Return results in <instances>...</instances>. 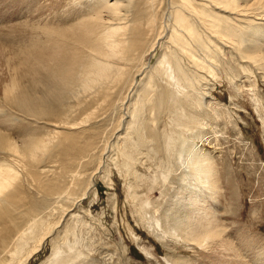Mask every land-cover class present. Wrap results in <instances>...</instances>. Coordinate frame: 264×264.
<instances>
[{"label":"rangeland","instance_id":"rangeland-1","mask_svg":"<svg viewBox=\"0 0 264 264\" xmlns=\"http://www.w3.org/2000/svg\"><path fill=\"white\" fill-rule=\"evenodd\" d=\"M147 1L136 0L131 12L142 22V47L152 46L138 67L141 74H133L121 95L115 89L105 97L98 88L84 91L77 78L59 84L46 70L55 53L76 56L77 64L97 59L94 43L104 26L91 25L88 17L100 0H0V164L17 172L0 195V264H209L226 253L240 256L254 239L264 252V83L251 64L212 36L218 50L212 47L210 75L179 58L194 85L179 91L194 99L185 106L195 116L194 123L185 121L190 131L175 123L178 110L165 115L159 105L153 106L154 122L145 105L136 124L130 111L144 99L147 79L157 83L156 94L170 88L154 66L172 45L169 20L178 8L169 0ZM153 11L155 22L146 27ZM245 19L239 16L229 28L246 25ZM261 25L254 28L264 41ZM4 90L12 97L21 92L28 102H7ZM189 141L215 168L217 198L202 196L220 228L209 250L186 239L203 222L190 193L203 188L183 165Z\"/></svg>","mask_w":264,"mask_h":264},{"label":"bare ground","instance_id":"bare-ground-1","mask_svg":"<svg viewBox=\"0 0 264 264\" xmlns=\"http://www.w3.org/2000/svg\"><path fill=\"white\" fill-rule=\"evenodd\" d=\"M169 1L172 7L174 6V4L178 3L176 4L178 8L176 7L177 8L176 10L175 9H173V11L171 10V14H170L171 20L169 21H171L172 23H170L168 27L169 29L168 40L169 42L172 43L171 46L173 48L169 46L168 50L166 49V52L169 53L164 52L157 59L156 61L157 63L155 64L154 68H157V73L160 75L159 77L161 76L165 77V79L168 82V85L166 86L167 87L169 86L170 88L165 89L164 95L163 93L161 95V93L159 92L158 94H156L155 90L157 91V89H155L156 88L155 84L157 83L152 84L151 80L147 79V83H146L147 88L143 86L145 89V91L143 89L144 94L142 93L144 95L143 96L144 99L140 98L141 96L140 94L139 95L140 100L138 102L139 107L134 106V108L130 111V114L132 117H135L136 124L137 123L139 124V122L141 124V120L143 117L142 109L146 107L145 105L151 106L153 109L150 110V116H151L150 122L155 121L154 118L155 111L153 106L155 107L156 110L159 105L160 109L163 108L165 110L166 112L165 115L166 114L171 115V113H173L174 110H175L174 113L178 110L179 113L174 114L175 116L173 117V119L178 120V122L175 121L177 125L183 123L185 129L188 132L191 129V124H186L185 121H188L189 123V119L193 120L195 116L186 112L187 110L186 107L188 106L187 104H189L188 99L189 98L193 99V98H191V94H189L190 92L181 94L179 93V91H181L182 89L185 90V88H187L188 86L193 87L194 85L191 83L192 74H188L189 73L188 70L186 72L187 68L185 69L182 66L181 63L182 60L180 61L179 58L182 55H184L189 61V63L197 67V69L198 68L202 70L205 69L207 73L210 75L213 71L211 69V67L213 66L211 65L212 63L215 62L216 59L213 58L216 57V54L213 56L214 49L212 47H215L218 50V46L216 45V42H214L212 39V36L213 37L216 36L215 38L217 40L223 42L224 44H227V46L233 50L235 56L237 55V58L239 59L240 62L245 61L251 64L253 66L252 68L256 69L257 74L260 76L261 80L264 83V49L261 50V48L264 47V41H263V37L259 35L260 33L257 31V28L256 29L254 28L256 25L262 27L261 23H264V0H169ZM100 2L101 3L97 5L96 10L93 11V14L88 17V21H90L91 25L102 24L104 26L103 34L98 38L97 42L94 43V47L97 50L96 51L97 59L89 58L84 62L77 64L76 56L72 55L67 58H62L55 53L53 54L55 56L51 55V57L57 59H54L53 61L49 60L48 62L51 61L52 63L50 62V65H47L46 70L48 71V73H50L49 77L56 80V82H58L59 84L61 82L63 85L64 84L67 85L75 78H77V80L74 81L80 86H83L84 91H88L93 88L96 89L98 88V90L96 91L100 92L99 94H102L103 96L107 97V95H109L110 93L114 92L115 89H117L120 90V95H121L122 90L133 83L134 80L133 74L137 71L139 72L141 70L139 68H142V66H144V62H143L144 54H146V51L148 52V50L152 46L150 47V44L147 42L149 44V48L142 47V42H141L142 35L139 32L140 23L142 22L141 19L138 20V16L137 18L135 17L136 19H133L134 16L132 17L131 14L132 9L134 11L133 6L135 5L136 0H113L112 2H110V0H100ZM147 2H149L148 5L150 6H153L154 4V0H148ZM239 16L247 17V19H245L244 22H242V23H246V25H242L240 23L233 24L234 28L230 29L229 28L230 23L233 20L236 19L238 20ZM154 18H155V12L153 11V14L149 16L147 20L144 22L145 26L151 27ZM131 23L133 24V26L131 25ZM234 23H238V22H234ZM145 37L147 38V36ZM154 42L155 41H153L152 43ZM21 49L20 51H22ZM29 49L27 48V50ZM23 50H26V48L25 49L23 48ZM219 50H221V48H219ZM56 55L62 59H58ZM189 63L187 64L189 65ZM133 69H135V71ZM13 81L16 82V80ZM9 87L11 88V86ZM3 94L5 95L7 102H12V103L15 102L22 105H25V102H28L25 101V97L21 92L14 95V97L11 96L13 95L11 92L6 90H4ZM193 100L192 102H194ZM199 105L201 106V104ZM136 106H137V102H136ZM184 113H187L190 117H188L187 114L185 115ZM178 114H180L183 117L182 120L179 119L181 118V116H178ZM194 121L195 120H193L192 123H194ZM142 134L144 136L143 132ZM141 138H142L141 134H138L139 142H142ZM199 139H202V137H199ZM138 141L136 142V144L138 143ZM193 142L190 143L189 141L186 144L185 147L186 151L189 152L190 154L188 153L189 155L186 156L185 158L186 161H183V165H185V168L187 169L189 168L188 175H190V179H195L197 182H199V186L203 188V190H198L197 188L192 187V190L190 191V193L193 194V198L191 200L192 204L196 206V208L199 211L200 209L202 210V213L200 215L203 222L200 224L199 228L195 232H193L194 229L192 228L190 234L187 235L186 239L189 242H193L194 244L200 246L205 250H209L210 249L209 247L216 243L215 241L216 236H219L220 228L218 225L214 224L217 218L216 215L210 214L211 213L210 210L212 208L207 206V204L203 206L205 199L202 198V196L203 194L205 195L206 193L205 197H208L211 200L212 199L215 200L217 198L216 193L218 187H217L216 178L213 179L215 175V168L213 165V161L209 159V157H207L206 155L207 153L204 149L197 148ZM5 143L8 147L10 146L16 147V145L13 146L15 144L13 141L11 142L6 141ZM2 144H3V140L0 139V146H2ZM38 147L39 145L37 143L36 148ZM122 154L124 153L122 152ZM30 157L31 159L34 158V152ZM129 159L131 158L129 157ZM34 160L32 162H34ZM15 170L8 164H0V195L2 192H4V189L6 187L12 185L13 181L16 180L17 172ZM181 178L185 179V173L182 174ZM196 213L198 212L196 211ZM178 227L179 226H175L172 232L174 233L176 238L181 239V237H179V235L176 233V231H179ZM172 232L167 231L166 233L171 234ZM259 242L261 243V241ZM257 244L259 243H257L256 239L250 240L242 247V253L240 256L238 254L231 256V254L226 253L224 259L218 257L217 260L215 261L214 258H210L209 264H225V263L249 264V262L250 263L252 262L251 264H264V252L260 250L261 244L259 245ZM35 249L36 247H33L31 252ZM249 251H251V256L248 255L249 253H246ZM206 256L209 257L208 255Z\"/></svg>","mask_w":264,"mask_h":264}]
</instances>
